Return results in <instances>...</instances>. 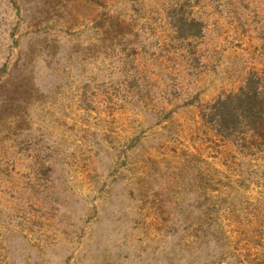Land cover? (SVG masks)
Masks as SVG:
<instances>
[{"label":"rangeland","instance_id":"374dc122","mask_svg":"<svg viewBox=\"0 0 264 264\" xmlns=\"http://www.w3.org/2000/svg\"><path fill=\"white\" fill-rule=\"evenodd\" d=\"M252 72L264 0H0V264H264V160L201 114Z\"/></svg>","mask_w":264,"mask_h":264},{"label":"trees","instance_id":"16d2710c","mask_svg":"<svg viewBox=\"0 0 264 264\" xmlns=\"http://www.w3.org/2000/svg\"><path fill=\"white\" fill-rule=\"evenodd\" d=\"M185 5L170 9L174 28L182 40L201 38L204 23L193 11L186 13ZM201 114L217 136L231 141L246 155H258L264 160V74L250 73L238 90L223 93L203 104ZM38 158L44 181L50 182L47 168L51 166L46 164L44 156Z\"/></svg>","mask_w":264,"mask_h":264}]
</instances>
